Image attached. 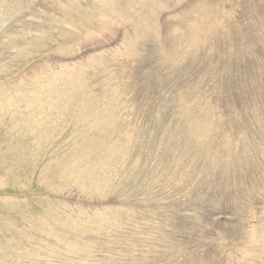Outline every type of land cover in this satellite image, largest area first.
<instances>
[{"label": "rangeland", "instance_id": "obj_1", "mask_svg": "<svg viewBox=\"0 0 264 264\" xmlns=\"http://www.w3.org/2000/svg\"><path fill=\"white\" fill-rule=\"evenodd\" d=\"M0 264H264V0H0Z\"/></svg>", "mask_w": 264, "mask_h": 264}]
</instances>
